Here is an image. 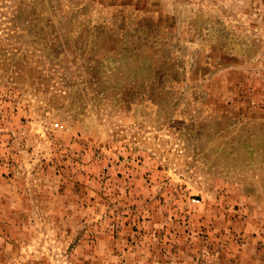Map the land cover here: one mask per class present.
I'll use <instances>...</instances> for the list:
<instances>
[{
	"label": "rangeland",
	"instance_id": "rangeland-1",
	"mask_svg": "<svg viewBox=\"0 0 264 264\" xmlns=\"http://www.w3.org/2000/svg\"><path fill=\"white\" fill-rule=\"evenodd\" d=\"M0 264H264V0H0Z\"/></svg>",
	"mask_w": 264,
	"mask_h": 264
}]
</instances>
